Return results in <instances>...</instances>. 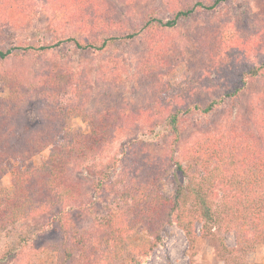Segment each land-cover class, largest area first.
Segmentation results:
<instances>
[{
    "label": "trees",
    "instance_id": "obj_1",
    "mask_svg": "<svg viewBox=\"0 0 264 264\" xmlns=\"http://www.w3.org/2000/svg\"><path fill=\"white\" fill-rule=\"evenodd\" d=\"M164 1L176 5L167 19L150 9L137 27L103 35L116 24L105 0H56L68 23L80 27L82 39L62 38L56 28L61 21L43 17L41 34L15 45L16 29L32 20L34 0H0V83L7 89L0 98V176L7 172L8 161L14 163L10 187L0 188V264H33L30 253L37 245L55 253V264H142L168 222L183 231L190 264H197L199 238L212 244L224 264H252L246 255L264 243V37L241 36L238 48L224 55L219 64L224 70L243 59L248 66L220 96L173 108L184 94L170 96L178 63L173 62L176 47L167 31L198 8L212 10L232 0ZM139 36L146 44L136 67L149 98L121 106L108 96L110 104L84 111L78 103L84 97L86 79L79 74L84 69L64 60L69 57L66 46L99 55L116 42L125 46ZM197 40L205 52L224 41L217 26L203 27ZM118 54L104 59L113 56L109 59L114 67L120 63ZM255 81L260 87L237 111L225 108L224 116L207 129L181 138L183 117H208ZM34 110L37 120L32 123L28 115ZM80 116L88 123L87 131L70 127V120ZM156 117L165 120L171 133L165 154L151 153L139 139L118 156H107L114 131ZM46 150L38 165L22 167ZM173 163L179 176L174 174L172 193L166 195L160 185ZM139 226L154 242L135 253L126 236ZM229 232L234 246L226 243Z\"/></svg>",
    "mask_w": 264,
    "mask_h": 264
},
{
    "label": "rangeland",
    "instance_id": "obj_2",
    "mask_svg": "<svg viewBox=\"0 0 264 264\" xmlns=\"http://www.w3.org/2000/svg\"><path fill=\"white\" fill-rule=\"evenodd\" d=\"M105 1L112 11L116 24L111 32L105 31L103 35L119 34L122 30H131L137 27L141 16L150 9L156 10L157 17L167 19L172 14V10L176 8V5H169L164 0ZM64 13L65 11L58 5L56 0H34L32 20L25 27L16 29L17 31L14 34L17 37L15 45L28 42L33 35L41 34L38 30L42 28V22H45L43 17L56 18L61 21L58 22L56 28L62 30V38L74 36L82 39L80 27L76 23H73V26L69 24L70 22L68 23ZM61 17L62 19H60ZM207 26L219 27L221 37L224 40L217 45L219 46L217 49L214 50V47H212L211 52H205L199 46L197 40L201 29ZM167 34L172 36L174 40L176 48L173 62L178 63L174 75L170 78L173 85V92L171 91L170 96L176 92L184 94L181 99L174 101L173 108H183L192 102L204 104L206 101L220 96L227 87L235 83L237 76L248 66L245 59L237 62L232 70H224V67L219 64L224 60V55L238 48L241 44V36L256 34L264 37L262 1L232 0L222 3L212 10L198 8L188 20L180 22L173 30L167 31ZM39 37L40 40H44L42 35ZM235 40H238V42H234ZM40 43L42 42L40 41ZM116 43L117 45L109 48L106 53L99 55L87 54L66 46L69 57L64 60L68 65L81 68L80 71L84 69L82 71L85 74L79 73L86 79L85 87L82 89L84 97L81 100L79 99L78 103L86 112L110 104L108 96L113 99L114 103L121 106L139 104L145 102L146 97L149 98L147 93L144 92L147 86L139 79L136 67L137 56L142 54L146 44L144 38L139 36L125 46H122L120 42ZM108 54H118L120 60L118 68L116 67L118 64L114 67L111 65L113 62L109 58L113 56L110 55L104 59ZM10 60L8 61L14 62V58ZM28 66L31 71H34L35 67H32L30 62ZM226 72H230L226 77L227 79H225ZM112 77L116 80L110 82ZM257 81L253 82L237 99L229 100L225 107L217 108L208 117H202L197 113L183 117L181 120V138L189 136L192 132L207 129L211 126L210 124L224 116L225 108L230 107L232 112L237 111L238 104L243 103L244 105L249 100L251 92L258 90L261 82ZM113 83L118 87H113L111 85ZM6 93L7 89L0 83V98ZM34 112L35 110L28 115V120L32 123L37 120L36 112ZM69 124L71 128L79 131L88 130V123L82 116L72 118ZM139 139L144 140L151 153L165 154L170 146L171 133L165 125V120L158 117L141 126L122 127L113 132L111 136L112 143L108 147L107 156H118L124 146L132 142H138ZM47 155L48 150L43 151L22 162L21 165L23 168L34 167ZM13 165L12 161L7 162V172L0 176V188L10 187ZM175 168L174 163L170 165L168 176L161 182L160 187L166 195L172 193L174 174L179 176V172L175 171ZM117 172L118 168L114 170L113 175ZM196 230L199 233V224L196 225ZM225 237L227 245L234 246L233 233L229 232ZM153 242L154 240L141 226L126 236L127 246L135 253H140L145 248L151 247ZM46 244H49V241H46ZM1 246L2 238L0 237ZM38 246H36L37 249L35 247L31 250V262L33 264H55V253L48 248L45 249L42 246L38 248ZM195 250L194 259L197 264H224L222 260L215 256L212 244L206 239L199 238ZM245 259L252 264H264V243L258 244L246 255ZM142 264H190L187 240L183 231L175 223H165L160 229V242L153 247L150 255L143 259Z\"/></svg>",
    "mask_w": 264,
    "mask_h": 264
}]
</instances>
